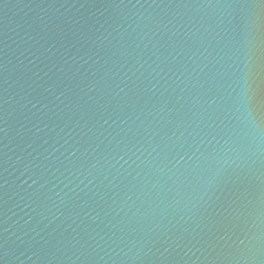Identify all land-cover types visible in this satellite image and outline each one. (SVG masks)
<instances>
[{
  "label": "water",
  "instance_id": "water-1",
  "mask_svg": "<svg viewBox=\"0 0 264 264\" xmlns=\"http://www.w3.org/2000/svg\"><path fill=\"white\" fill-rule=\"evenodd\" d=\"M0 264H264V0H0Z\"/></svg>",
  "mask_w": 264,
  "mask_h": 264
}]
</instances>
